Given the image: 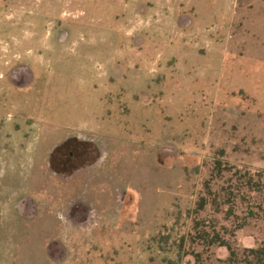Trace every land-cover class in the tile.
<instances>
[{"label":"rangeland","instance_id":"obj_1","mask_svg":"<svg viewBox=\"0 0 264 264\" xmlns=\"http://www.w3.org/2000/svg\"><path fill=\"white\" fill-rule=\"evenodd\" d=\"M262 171L264 0H0V264L242 259Z\"/></svg>","mask_w":264,"mask_h":264},{"label":"trees","instance_id":"obj_2","mask_svg":"<svg viewBox=\"0 0 264 264\" xmlns=\"http://www.w3.org/2000/svg\"><path fill=\"white\" fill-rule=\"evenodd\" d=\"M233 167L235 166L233 165L229 166V163L225 162V160L220 157V158H217L215 161L214 170L217 175H220L221 173L224 172V170H227ZM237 172H240L239 169ZM261 173L263 174L264 171H262ZM252 178L251 177L249 178L247 185L253 188L252 190H256L255 186H257V183H255V181H253ZM207 187L209 188V193L213 196V201L218 205V202H219L218 195L212 190L209 183H207ZM232 201L233 200L229 197L227 200V203H230ZM206 204H207L206 197H202L198 201L197 210L204 209ZM200 237H202L209 245H213L216 243L225 244L224 239H222L221 235L217 232L214 233V235H211L207 231H203ZM229 248L231 250V254H230V257L226 260V264H264V244L259 245L257 247H253V248H246V256L242 259L237 258L236 252L233 249H231V246H229Z\"/></svg>","mask_w":264,"mask_h":264},{"label":"flooded vegetation","instance_id":"obj_3","mask_svg":"<svg viewBox=\"0 0 264 264\" xmlns=\"http://www.w3.org/2000/svg\"><path fill=\"white\" fill-rule=\"evenodd\" d=\"M18 210L20 211V209L18 208Z\"/></svg>","mask_w":264,"mask_h":264}]
</instances>
